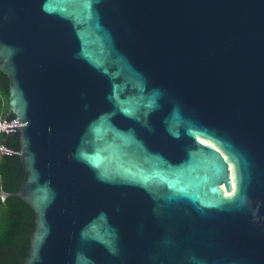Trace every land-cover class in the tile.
Listing matches in <instances>:
<instances>
[{
	"label": "water",
	"instance_id": "95a60500",
	"mask_svg": "<svg viewBox=\"0 0 264 264\" xmlns=\"http://www.w3.org/2000/svg\"><path fill=\"white\" fill-rule=\"evenodd\" d=\"M0 62L25 264H264V0H0Z\"/></svg>",
	"mask_w": 264,
	"mask_h": 264
},
{
	"label": "trees",
	"instance_id": "16d2710c",
	"mask_svg": "<svg viewBox=\"0 0 264 264\" xmlns=\"http://www.w3.org/2000/svg\"><path fill=\"white\" fill-rule=\"evenodd\" d=\"M11 83L0 62V115L10 113ZM10 147L21 151L18 134L4 136ZM26 177V168L18 154L0 160V264H25L36 225L34 209L21 197H3V192H18Z\"/></svg>",
	"mask_w": 264,
	"mask_h": 264
},
{
	"label": "built area",
	"instance_id": "2783aa9c",
	"mask_svg": "<svg viewBox=\"0 0 264 264\" xmlns=\"http://www.w3.org/2000/svg\"><path fill=\"white\" fill-rule=\"evenodd\" d=\"M5 119H6L5 115H0V160L3 157V145H2V141H1V133L3 130Z\"/></svg>",
	"mask_w": 264,
	"mask_h": 264
}]
</instances>
